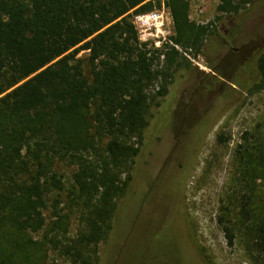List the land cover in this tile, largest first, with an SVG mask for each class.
Here are the masks:
<instances>
[{
	"label": "trees",
	"instance_id": "16d2710c",
	"mask_svg": "<svg viewBox=\"0 0 264 264\" xmlns=\"http://www.w3.org/2000/svg\"><path fill=\"white\" fill-rule=\"evenodd\" d=\"M255 1L220 0L217 10L234 15ZM165 3L174 45L156 47L140 40L131 11L152 10L161 0H0V264H51L52 244L74 264H100L99 245L111 235L130 187L151 104L188 63L176 46L198 55L215 35L191 19V0ZM82 50L89 51V75ZM249 62L242 69L253 71L251 78L229 81L261 89L264 47ZM260 154L255 159L263 164ZM63 165L74 168L68 179ZM255 180L247 181L239 213L264 258ZM49 205L55 220L47 218ZM220 222L233 245L230 220Z\"/></svg>",
	"mask_w": 264,
	"mask_h": 264
},
{
	"label": "rangeland",
	"instance_id": "374dc122",
	"mask_svg": "<svg viewBox=\"0 0 264 264\" xmlns=\"http://www.w3.org/2000/svg\"><path fill=\"white\" fill-rule=\"evenodd\" d=\"M219 3L191 0V19L209 25L215 35L198 55L176 46L188 63L174 73L167 95L151 104L130 187L118 203L111 235L99 245L100 264H264L251 225L239 213L252 177L253 207L264 213V163L255 159L264 154V87L249 91L229 81L252 77L242 66L264 47V0L234 15L220 14ZM163 8L171 14L165 0L140 13ZM131 14L134 20L139 13ZM171 28L167 43L174 45L173 19ZM79 57L89 75V51ZM73 169L60 167L66 179ZM45 212L49 221L57 219L51 205ZM221 218L236 232L233 245ZM70 229L75 236V220ZM49 246V263L74 264Z\"/></svg>",
	"mask_w": 264,
	"mask_h": 264
},
{
	"label": "built area",
	"instance_id": "2783aa9c",
	"mask_svg": "<svg viewBox=\"0 0 264 264\" xmlns=\"http://www.w3.org/2000/svg\"><path fill=\"white\" fill-rule=\"evenodd\" d=\"M139 32L140 40L161 47L170 40L172 34L171 14L163 8L147 13H139L133 20Z\"/></svg>",
	"mask_w": 264,
	"mask_h": 264
}]
</instances>
